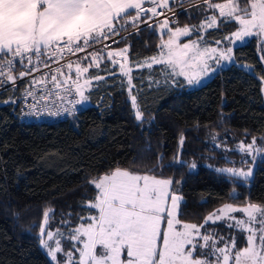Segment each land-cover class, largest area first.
Here are the masks:
<instances>
[{
    "label": "trees",
    "instance_id": "obj_1",
    "mask_svg": "<svg viewBox=\"0 0 264 264\" xmlns=\"http://www.w3.org/2000/svg\"><path fill=\"white\" fill-rule=\"evenodd\" d=\"M192 1L174 0L170 6ZM203 6L202 1L187 5L179 21L170 26L199 25L205 17L199 11ZM237 26L221 22L218 29L202 33L204 41L214 45L212 41L223 40ZM139 29L110 47L130 45L131 65L159 52L158 29ZM196 38L192 33L183 39ZM233 53L235 62L217 69L196 87L187 86L182 78L178 79L180 86L157 85L149 77H160L155 71L159 66L136 68L131 73V93L127 78L105 57L99 69L93 67L89 72L106 77V82H99L98 87L94 82L86 92L89 99L84 109L56 123L20 121L13 102L15 90L0 93V101L11 100L0 103V264H52L39 243L37 225L42 223L43 210H54L46 231L59 229L67 236L70 228L83 222L79 217L95 213V209L82 207L96 195L89 181L117 167L145 173L158 163L163 165L150 174L173 179V190L184 201L182 221L202 223L209 212L225 203L264 206V156H258L253 178L247 183L216 171L253 162L235 151L241 141L248 144L255 138L257 147H264V40L252 36ZM80 60L83 64L90 61ZM245 64L254 71L242 68ZM131 95L137 97L143 122L135 119ZM174 157L181 163L169 167ZM193 161L197 167L190 170L187 165ZM61 241L66 248L67 240Z\"/></svg>",
    "mask_w": 264,
    "mask_h": 264
},
{
    "label": "snow or ice",
    "instance_id": "obj_2",
    "mask_svg": "<svg viewBox=\"0 0 264 264\" xmlns=\"http://www.w3.org/2000/svg\"><path fill=\"white\" fill-rule=\"evenodd\" d=\"M146 3L151 7L145 8ZM202 3L207 10L213 11L212 15L205 16L199 25L172 28L165 12L158 11L171 12L170 0H0V87L14 84L17 78L38 71L40 64L49 67L48 61L52 60L59 66L52 70L50 79L45 73L31 80L30 87L25 89V96L33 97L25 115L74 112L77 104L88 101L86 92L93 88L94 81L97 87L99 82H106V77L99 75L85 78L89 69H99L106 57L111 65H118L119 73L127 78L131 93L134 69L129 65L127 55L130 45L111 49L104 41L126 32L129 26L135 30L129 35H134L139 32L141 23L158 29L161 39L158 54L135 67L152 70L154 65L159 66L155 71L163 77L165 85L180 86L178 78L183 77L187 86H199L217 69L234 62L233 47L221 48L219 40L212 41L217 46L211 47L204 41L202 33L218 29L221 22L237 23V30L223 37L230 45L243 44L252 36L264 38V0L218 3L202 0ZM142 16L147 19L141 20ZM161 16H164L163 20L149 25V21ZM192 33L199 39L181 43V37ZM164 35L167 39H163ZM124 39L126 37H120L113 42L120 43ZM96 44L103 45L100 51L82 58L90 60L87 66H82L81 60L59 64L65 57L84 52ZM17 64L28 69L19 72L18 77L13 75ZM242 68L254 71L246 64ZM150 82L161 83L158 80ZM73 95L75 99H68ZM130 100L136 121L143 122L144 113L137 104V97L131 95ZM9 102L11 100L0 101ZM65 104L71 107H65ZM183 144L181 134V148ZM235 151L250 157L254 164L258 156H264V147H257L255 138L248 144L241 141ZM241 162L246 161L242 158ZM179 163L178 157H174L168 166ZM187 166L190 170L197 167L195 161ZM162 167L158 163L143 174L117 167L90 180L97 190L96 195L82 207L89 211L95 209L96 214L79 217L83 222L70 228L67 236L59 229L46 231L50 213L54 214V210H43L42 223L37 225L39 243L53 264H60L58 253L64 264H264V206L250 202L242 207L225 203L209 213L201 224L182 221L179 215L184 201L173 190V179L150 174ZM216 171L241 178L245 183L253 178L252 167L247 170L227 167ZM237 212L242 214L241 218L234 215ZM218 222L241 233L246 246L237 248L234 236L225 238L218 233L201 231L205 225ZM45 235L47 239H44ZM61 239L67 240L70 250H64ZM50 241H54V247L50 246Z\"/></svg>",
    "mask_w": 264,
    "mask_h": 264
},
{
    "label": "built area",
    "instance_id": "obj_3",
    "mask_svg": "<svg viewBox=\"0 0 264 264\" xmlns=\"http://www.w3.org/2000/svg\"><path fill=\"white\" fill-rule=\"evenodd\" d=\"M202 0H194L192 2L186 3V4H179V5H175V6H170L172 11L171 12H167L163 9H158V11H164L165 12V16L169 17L170 23H177L179 21V13L180 11L185 8L187 5L195 3V2H199ZM151 7V6H150ZM147 18L143 19L146 20ZM164 16L161 17H156L153 18V20L149 21L148 23L151 24L153 22H157L160 20H163ZM146 26L144 23H141L139 25L140 27ZM134 31V29L129 26L126 32H121L119 36H114L112 37L110 40L108 41H104V44L109 45L110 47L117 44L114 43L113 41H118L120 40V37H126L130 32ZM103 47L102 44H96L93 47H89L87 48L84 52H79L76 53L74 56H67L65 57L64 60H61L59 62L60 65H63L65 63H67L69 60L72 61H77L82 59L85 56H88L89 53L93 52V51H98L99 49H101ZM54 59V58H53ZM49 67H44L43 64L39 65V70L38 71H32L30 75L21 78H17L14 84L9 83L6 86L0 87V93L8 91V90H15V95H14V99L13 102L16 103L17 106V116L18 119L22 122L25 123H36V124H40V123H56L60 120H64L67 118H70L74 115H77L81 110L84 109V105L83 104H77L76 105V109L74 112H61L60 115H48V114H43L40 116H35V115H25V113L29 112L28 109V105L33 103V97L31 96H25V89L30 87V81L39 77L44 76L45 73L49 74V79L50 76L52 74V70L55 69L57 66L56 63H53L52 60L48 61ZM31 67V66H30ZM28 69H26L25 67L20 66L19 64L16 65L15 70L13 72V75L18 77L19 72L21 71H27ZM66 69H65V73H66ZM49 87H51V84H49ZM75 95L73 96H69L68 99H75ZM65 107H71L68 104L64 105ZM52 111H55V108L52 109Z\"/></svg>",
    "mask_w": 264,
    "mask_h": 264
},
{
    "label": "rangeland",
    "instance_id": "obj_4",
    "mask_svg": "<svg viewBox=\"0 0 264 264\" xmlns=\"http://www.w3.org/2000/svg\"><path fill=\"white\" fill-rule=\"evenodd\" d=\"M213 2L214 3H218V2H224V0H213ZM199 11L202 13L203 12V14L202 15H205V16H210V15H212L213 14V11L212 10H207L206 8H205V6H203V7H201L200 9H199ZM187 12L189 13V14H192L193 12H195V10L194 11H192V10H187ZM217 12H218V10H217ZM205 19V17L204 18H200V23L203 21ZM192 26H194V25H192ZM237 28H238V26L232 31V32H234V31H236L237 30ZM231 32V33H232ZM183 38H186V37H181V43H184V42H187L188 40H190V39H183ZM251 37H248V38H246V40L244 41V43L248 40V39H250ZM259 39H263L264 40V38H261V37H258ZM167 39V38H166ZM196 39H198V38H196ZM192 40H195V39H192ZM238 45H241L240 43H237L236 45H230L228 42H226V41H224V40H221V44L219 45L221 48H227V47H233V50H234V48L236 47V46H238ZM217 45H211V47H216ZM144 61V60H143ZM90 62V61H89ZM89 62H87V64L89 63ZM234 62H235V60H234ZM87 64H83L82 63V66H87ZM131 67H133V69H136V67H135V65H131V64H129ZM225 65H229L228 63H226ZM113 66V65H112ZM116 68H117V72L119 73V68H118V65L117 66H115ZM212 67H216L215 66V64H212ZM90 70V69H89ZM66 74H67V71H66ZM120 74V73H119ZM72 75H73V78H75V72H74V69H73V72H72ZM212 75V74H211ZM211 75L209 76V77H211ZM88 77H94L93 75H91L90 74V72L88 73V74H86V76H85V78H88ZM209 77H206V78H204L203 79V81H206V79H208ZM179 78H182L183 80H184V78L183 77H179ZM178 78V79H179ZM149 80L150 81H163V77L162 76H160L159 78H157V79H153V77H149ZM202 81V82H203ZM95 82V81H94ZM94 82H93V84H94ZM163 83V82H162ZM262 94H263V100H264V83L262 84ZM84 106H86L87 104H88V101H86V102H84V103H82ZM233 167H236V168H241V167H243V166H239V165H235V166H233ZM249 167H252L253 169H254V163L252 162L251 164H248V166L247 165H245L243 168L245 169V170H247ZM123 169V168H122ZM143 174V173H142ZM177 192V191H176ZM177 194H179L178 192H177ZM180 195V194H179ZM246 205V204H245ZM222 206V205H221ZM221 206H219L218 208H220ZM236 206H240V207H242V206H244V205H236ZM217 209V208H216ZM215 210V209H214ZM213 210V211H214ZM213 211H211V212H209V213H212ZM208 213V214H209ZM96 214V210H95V213L93 214V215H95ZM237 218H241V216H242V214L241 213H239V212H237V213H235L234 214ZM186 222V221H185ZM191 223H193V222H191ZM203 223V222H202ZM197 224V223H196ZM198 224H201V223H198ZM258 226V225H257ZM53 231V230H52ZM202 232H204V231H207V232H214V233H218L219 235H222V236H224L225 238H230V237H232V236H234L235 238H236V246H237V248H241V247H243V246H246V244L244 243V241L242 240V236H241V233H239V232H237V231H233V229H229V228H226L225 226H224V224H220V225H217V224H212L211 225V227L209 226V224H207V225H205V228L204 229H202L201 230ZM59 238V237H58ZM46 239H47V236H46ZM67 242V241H66ZM68 243V242H67ZM49 244H50V246H52V247H54L55 246V244H54V241H50L49 242ZM61 245H62V247L64 248L65 247V245L64 244H62V241H61ZM68 246L66 247V248H64V250L65 251H68V250H70V245L69 244H67ZM43 248V247H42ZM45 251H46V249L45 248H43ZM46 253H47V251H46ZM49 257V256H48ZM49 259H50V257H49ZM57 260H59L60 261V264H64V260H63V258H62V255L60 254V253H58L57 254ZM50 261H51V259H50ZM52 262V261H51ZM52 264H53V262H52Z\"/></svg>",
    "mask_w": 264,
    "mask_h": 264
},
{
    "label": "crops",
    "instance_id": "obj_5",
    "mask_svg": "<svg viewBox=\"0 0 264 264\" xmlns=\"http://www.w3.org/2000/svg\"><path fill=\"white\" fill-rule=\"evenodd\" d=\"M173 1H174V0H170V2H173ZM180 3H181V1H180ZM150 6H151V5H150V4H147V3L144 5L145 8L150 7ZM132 13H133L132 15L135 14L134 12H132ZM142 17H143V16H142ZM142 17H141V18H142ZM145 18H147V17L145 16L143 19H145ZM143 19H142V20H143Z\"/></svg>",
    "mask_w": 264,
    "mask_h": 264
}]
</instances>
